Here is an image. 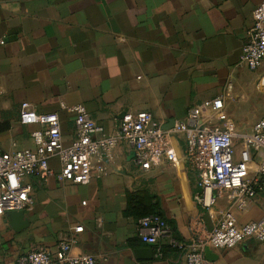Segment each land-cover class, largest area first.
Instances as JSON below:
<instances>
[{
    "label": "crops",
    "instance_id": "1",
    "mask_svg": "<svg viewBox=\"0 0 264 264\" xmlns=\"http://www.w3.org/2000/svg\"><path fill=\"white\" fill-rule=\"evenodd\" d=\"M261 2L0 0V145L8 152L15 145L35 148L31 133L40 125L20 121L23 103L37 113H56L65 145L75 138L76 114L63 103L83 104L106 134L116 136L125 114L150 111L166 128L217 97L234 123L245 112L255 119L261 112L254 107L262 105L264 113V61L251 71L241 64V52ZM172 144L178 159L149 171L135 168L132 150L119 138L106 173L88 184L55 174L25 177L32 201L17 229L9 213L0 216V264H17L40 248L54 251L64 238L74 241L73 255L91 254L97 264H185L198 222L205 232L214 223L196 201L198 178L185 159L186 136L176 135ZM49 165L54 173L61 169L57 157ZM131 196L157 208L183 247L163 238L157 257V246L139 234L140 213L148 207H130ZM215 210L232 211L240 224L260 220L264 196L258 191L241 210L228 193ZM78 226L83 230L75 232ZM209 248L211 264H264V241Z\"/></svg>",
    "mask_w": 264,
    "mask_h": 264
},
{
    "label": "built area",
    "instance_id": "2",
    "mask_svg": "<svg viewBox=\"0 0 264 264\" xmlns=\"http://www.w3.org/2000/svg\"><path fill=\"white\" fill-rule=\"evenodd\" d=\"M264 61V0L253 13V24L242 46L241 64L251 71ZM63 108L76 114V135L70 145L62 139L61 125L56 113H37L29 103H23L20 121L38 124L31 133L34 149L20 148L8 152L0 145V216L11 211H24L30 205L32 185L24 179L30 175L43 178L56 175L61 181L88 184L106 173V160L113 159L119 138L133 152L135 168L149 171L162 163L178 159L172 144L176 135H185V159L198 178L197 203L206 210L214 225L205 232L202 220L194 230L192 242L187 244L185 264H211L205 248L229 249L243 241H264V216L260 220L240 224L230 210L216 212L218 200L228 193L234 195L241 210L261 191L264 196V116L256 120L248 133L239 135L235 123L225 110L224 99L217 97L192 107L186 121L165 129L150 111L123 116L119 136L106 134L104 128L90 115L83 104ZM217 119L219 124L214 121ZM213 124V125H212ZM240 138V149L235 139ZM57 157L61 164L58 173L49 161ZM75 232L83 230L78 226ZM140 238L157 246L156 256L162 254L159 242L168 238L171 245L183 247L175 237L168 221L157 213L139 219ZM73 240L61 239L54 251L40 248L21 255L17 264H97V258L83 253L73 255Z\"/></svg>",
    "mask_w": 264,
    "mask_h": 264
},
{
    "label": "rangeland",
    "instance_id": "3",
    "mask_svg": "<svg viewBox=\"0 0 264 264\" xmlns=\"http://www.w3.org/2000/svg\"><path fill=\"white\" fill-rule=\"evenodd\" d=\"M263 87V86H262ZM232 91L233 90H231V93H232ZM234 98V97H233ZM240 99H238V98H236V99H234L233 100V102L234 103H239L238 101H239ZM236 107L238 108L239 106L238 105H236ZM263 106L261 105V106H258V107H254L253 108V111H258V112H261V113H263ZM250 112H245V116H246V118H242V119H244V120H241V121H239V122H236L235 123V126H236V131H237V133H239L240 135L241 134H245V133H247L248 132V130H249V128H250V126H251V124L254 122V120L255 119H257V118H259V117H261V116H263L264 115V113L263 114H261L260 113V116H257L255 119H253V120H247V116L248 115H251V114H249ZM256 113V112H255ZM246 119V120H245ZM240 142H241V139L240 138H237V139H235V145L236 146H239L240 145Z\"/></svg>",
    "mask_w": 264,
    "mask_h": 264
},
{
    "label": "trees",
    "instance_id": "4",
    "mask_svg": "<svg viewBox=\"0 0 264 264\" xmlns=\"http://www.w3.org/2000/svg\"><path fill=\"white\" fill-rule=\"evenodd\" d=\"M140 204L144 205L148 208L140 213L139 219L145 215L152 214V213H157V214L163 216L162 213L157 208H155L154 206H147L144 202H141V200H138L136 197H134V196L130 197V199H129L130 207L137 208V206Z\"/></svg>",
    "mask_w": 264,
    "mask_h": 264
},
{
    "label": "water",
    "instance_id": "5",
    "mask_svg": "<svg viewBox=\"0 0 264 264\" xmlns=\"http://www.w3.org/2000/svg\"><path fill=\"white\" fill-rule=\"evenodd\" d=\"M173 124H175V123H172V125L171 126H168V127H166L165 129H170V128H173L174 127V125ZM9 213V219H11L14 223L12 224L13 225V227L15 228V229H17L15 226V224H17V222H18V224H20L19 226H21L22 224H21V219L22 220H24V211H11V212H8ZM16 222V223H15ZM209 253H210V248L208 247V248H206L205 249V254L207 255H205L206 256V258L207 259H209V260H212L208 255H209Z\"/></svg>",
    "mask_w": 264,
    "mask_h": 264
}]
</instances>
